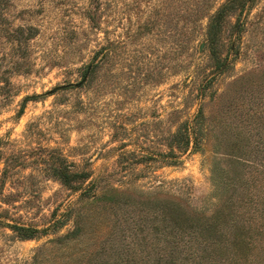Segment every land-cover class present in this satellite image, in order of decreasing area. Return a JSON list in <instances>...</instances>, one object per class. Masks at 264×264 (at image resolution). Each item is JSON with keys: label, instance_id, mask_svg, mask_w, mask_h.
<instances>
[{"label": "rangeland", "instance_id": "obj_1", "mask_svg": "<svg viewBox=\"0 0 264 264\" xmlns=\"http://www.w3.org/2000/svg\"><path fill=\"white\" fill-rule=\"evenodd\" d=\"M227 1L0 0V264H264V0L221 70Z\"/></svg>", "mask_w": 264, "mask_h": 264}, {"label": "trees", "instance_id": "obj_2", "mask_svg": "<svg viewBox=\"0 0 264 264\" xmlns=\"http://www.w3.org/2000/svg\"><path fill=\"white\" fill-rule=\"evenodd\" d=\"M254 0H228L227 2L223 3L221 6H219L214 12H212L211 15V21L209 22L208 29H207V45L211 49V52L214 53L216 58V65L218 69L223 70L224 67L227 64L226 60H221L219 56H217V43L219 39V34L222 32L223 23L226 19V17L233 11H238L240 14H242L244 11H247L251 8V5ZM241 25V24H240ZM98 64V61H93L88 65L85 75L90 76L96 69ZM211 80L207 78L204 82V86H207ZM199 100L204 96V92L201 91L199 94ZM203 107L200 105L197 113L195 114L192 121L188 124H186V129H183L181 141L184 142V145L190 146L191 143H193L194 147H198L199 144H201V138L203 136V132L205 131V127L203 126ZM53 174L57 176L58 179H60L65 185L73 184L74 182H80L81 180H86L88 177V174L85 172H73L69 169V166L61 163L59 166L53 167ZM96 185V181L92 180L88 183V186H85L84 189L81 190L79 193V197L85 195L92 187ZM84 184H80L79 188H83ZM261 198L258 196V202H260ZM72 211L70 210L66 215H70ZM60 220V219H59ZM55 220L53 224H55L57 221ZM17 229L19 232L26 234L27 238H30L34 236V234L38 231H40L35 226H24V225H17ZM76 233H79V222L77 223V226L73 231H71L67 236L72 238L76 235Z\"/></svg>", "mask_w": 264, "mask_h": 264}, {"label": "water", "instance_id": "obj_3", "mask_svg": "<svg viewBox=\"0 0 264 264\" xmlns=\"http://www.w3.org/2000/svg\"><path fill=\"white\" fill-rule=\"evenodd\" d=\"M67 86H68V85H63V86H61V87H59V88H60V89H61V88H65V87H67Z\"/></svg>", "mask_w": 264, "mask_h": 264}]
</instances>
